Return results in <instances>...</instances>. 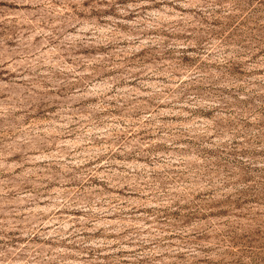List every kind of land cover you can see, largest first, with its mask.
Returning <instances> with one entry per match:
<instances>
[{
    "label": "rangeland",
    "instance_id": "1",
    "mask_svg": "<svg viewBox=\"0 0 264 264\" xmlns=\"http://www.w3.org/2000/svg\"><path fill=\"white\" fill-rule=\"evenodd\" d=\"M0 264H264V0H0Z\"/></svg>",
    "mask_w": 264,
    "mask_h": 264
}]
</instances>
